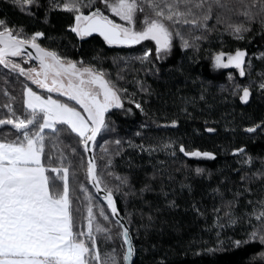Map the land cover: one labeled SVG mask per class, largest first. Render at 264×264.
<instances>
[{
  "label": "snow or ice",
  "instance_id": "1",
  "mask_svg": "<svg viewBox=\"0 0 264 264\" xmlns=\"http://www.w3.org/2000/svg\"><path fill=\"white\" fill-rule=\"evenodd\" d=\"M10 3L22 14L44 23L50 21L53 11H65L69 19L67 31L74 34L77 44L93 34H98L109 46L147 42L152 46L132 59L142 65L150 64L157 74L160 72L158 62L173 54L177 40L181 50H192L193 55L188 60L198 61L201 42H211L209 34L216 31L217 24H224L221 36L228 33L235 39L251 41L253 37L247 34L260 17L259 35L264 36V0H252L243 5L239 13L244 19L235 22L229 19L226 23L221 17L233 10L234 0H10ZM213 17L216 24H211ZM44 39L48 44L43 43ZM56 39L43 29L30 30L24 23L13 24L7 17L0 18V79L5 84L18 82L22 101L19 108L14 107L16 97L7 88L3 89L7 102L0 104V109H6L0 115V264H120L114 248L102 254L99 247L101 240L107 247V242L114 241L115 237L122 238L121 247L126 246L123 262L128 264L136 248L130 234L132 229L124 223V217L137 224L136 237L147 245L157 230V222L161 230L163 228V209L179 208L176 199L169 196L174 194L171 186L176 179L174 173L183 169L167 167V159H156L154 154L163 151L175 162L178 154L214 160L217 153L189 147L182 136L161 137L159 142L141 139L139 144L129 137L127 146L138 148L141 154L147 153L152 171L144 172L139 188L133 183L134 172L120 175L107 171L113 161L104 145L100 147L105 156L94 154L97 137L115 131L119 123L115 111L124 116L134 114L133 107H126V100L147 114L144 101L136 99L135 93L129 94L110 78V73L97 60L99 53L87 61L83 56L73 58L66 48L61 51L51 46ZM204 51L209 52L213 69L234 66L240 77L250 75L253 64L246 59V49L238 47L227 53ZM253 55L264 60V52ZM119 59H114L113 63ZM169 69L194 82L200 80L198 99L205 100L208 87L202 78L193 76L190 64L186 67L181 61L170 65ZM227 75L232 94H239L240 101L248 102L249 85L237 83L231 71ZM261 76L264 77V72ZM139 87L141 92L150 94V88L144 83ZM259 89L264 92V79ZM182 100L185 105L197 102L196 97L184 96ZM180 112L191 116L186 107ZM179 123V117L173 116L164 125L175 129ZM145 127L143 123L140 125L141 129ZM246 131H264V120L247 126ZM142 135L140 131L134 133L135 137ZM61 136L77 141L78 147H73L72 153L87 157L86 169L81 159L79 170L86 171L87 181L102 196L106 207L93 203L96 197L85 188L79 170L71 167L73 161L64 152L57 155L48 150L49 141L58 143ZM113 143L121 149L125 141L118 138ZM78 148H82V154ZM230 151L238 154L240 167L231 168L230 174L221 173L217 185L208 189L214 197L213 225L219 229L240 226V238L229 237L227 243L237 249L258 243L262 249L259 255L264 257V196L256 198V189L252 187L260 182L258 188L264 192V156H254L247 145L232 146ZM114 154L119 155L120 151ZM105 158L107 163L101 169L98 160ZM153 159L156 163H152ZM257 160L259 166H255ZM129 164L132 168L131 157ZM206 171L210 176V170L197 166L194 175L203 177ZM105 173L108 177L115 176L117 182L105 179ZM70 180L79 185V191L71 186ZM180 188H187L191 193L193 185L180 180ZM80 192L84 193L83 198ZM116 192L142 201L139 221L133 219L127 207H119ZM149 192L161 197L163 205L157 203L154 207L153 201L145 198ZM217 197L218 203L215 202ZM191 208L197 216H206L196 201ZM94 209H98V216L107 224L98 219ZM113 222L119 229L115 234ZM220 236L221 233H217L216 247L208 248L207 252L215 253L223 248L225 240ZM204 251L201 248L195 254Z\"/></svg>",
  "mask_w": 264,
  "mask_h": 264
},
{
  "label": "trees",
  "instance_id": "2",
  "mask_svg": "<svg viewBox=\"0 0 264 264\" xmlns=\"http://www.w3.org/2000/svg\"><path fill=\"white\" fill-rule=\"evenodd\" d=\"M251 2L252 0H234L233 10L224 13L221 18L225 23L229 19L233 22L244 19L239 13V9ZM4 17H7L13 24L24 23L30 30L40 28L49 35L57 37L51 46L59 47L61 51L66 48L68 54L73 58L83 56L87 61L99 53L97 60L110 73V78L119 87L127 89L129 94L135 93L136 99L144 101L147 114L141 113L140 110L135 109L134 105L129 104L126 100V107H133L134 114L124 116L118 110L115 111L114 116L119 122L115 131L97 137L98 142L93 150L94 154L98 157L105 156L106 154L100 147V145H104L108 149L107 155H111L113 161L107 171L120 175L130 171L134 172L133 183L137 188L140 187V180L144 176V172L152 171V165L148 163V154H141L138 148L133 149L127 146L129 137H133L136 143L139 144L141 139L159 142L161 137L182 136L189 147L217 153L214 160L209 158L198 159L178 154L175 162L168 158L163 151L154 154L156 159H167V167L183 169L179 173H174L176 179L171 185L174 194L169 196L170 199H176L179 208L175 210L163 209L161 217L165 221L163 228L161 230L160 224L157 222V230L152 233L151 242L147 245L143 240L136 237L137 224L129 221L127 216L124 217L125 222L132 229L130 234L136 248L133 264H264V257L259 255L262 249L258 243L241 246L238 249L227 243L229 237L240 238V226L224 229L214 227V215L211 210L214 197L208 191L209 188L217 185L221 173L230 174L231 168L240 167L237 163L238 154L234 155L230 151L232 146L247 145L248 151L254 156H264V131L255 133L246 131L247 126L264 120V92L259 89V83L264 79L261 76V73L264 72V60L260 59L258 55H253L254 53L264 52V36L259 35L260 17L252 24V31L247 34L253 37L251 41L248 39H235L228 33H223L221 36L220 29L224 27V24H217L216 31L209 34L211 42H201L202 51L200 59L196 62L188 60V57L193 55L192 50H181L179 40H177L173 54L167 60L158 62L160 68L158 74L155 73V69L150 64L145 63L142 65L140 61L132 59L139 56L144 48L151 47V44L141 42V44L131 46H109L99 36L86 38L82 43L77 44L74 34L67 31L66 25L69 19L65 11H53L50 21L44 23L43 20L31 19L14 9L10 0H0V18ZM211 24H216L215 17L211 20ZM185 33L188 34L187 29H185ZM43 43L48 44V41L44 39ZM238 47L246 49V59L252 61L253 67L250 69V75L240 77L234 69L213 72L211 60L208 58L209 52L204 50L208 49L213 52L222 50L227 53ZM118 57L121 59L113 63V60ZM181 61L184 62L186 67L190 64L193 76L202 78L206 83L208 91L205 94V100L198 99L201 95L200 80L194 82L190 78L186 79L184 74L169 69L170 65H177ZM92 62L96 63L97 61ZM229 71L233 73L237 83L249 85L251 94L248 102L240 101L239 94H232L230 90L231 81L228 80L227 75ZM140 83H144L146 87L150 88V94L140 91ZM4 88H7L16 97L14 107L19 108L22 103L21 85L18 82L5 84L3 79H0V104L7 102V97L3 94ZM184 96L196 97V104L185 105L182 100ZM185 107L191 116H186L180 112V109ZM4 112H6V109H0V115ZM173 116L179 117L178 127L175 129L165 127L164 122L170 120ZM142 123L146 125L144 129L140 128ZM209 129L214 131H208ZM137 131L142 132L143 135L135 137L134 133ZM118 138L125 141L121 149H117L113 143ZM106 141L107 144H105ZM73 147H78L75 139L61 136L58 143H54L52 140L49 141L48 150L57 155L61 151L64 152L73 161L71 167L78 170L81 159H83L86 169L87 157L72 153ZM224 149L228 150L225 151ZM78 151L82 154V148H78ZM117 151H120L119 155L114 154ZM129 157L132 158V168H130ZM156 159H153L152 163H156ZM106 163V158L98 160L101 169ZM197 166L210 170L211 175L209 176L206 171L203 177L195 176L194 169ZM255 166H259V160L255 162ZM187 173H192V175L186 176ZM78 175L85 184V188L96 197L93 203L104 204L87 181L86 171L79 170ZM105 179L113 183L117 182L115 176L108 177L106 173ZM233 179H237V177L233 176ZM180 180L193 185L191 193L188 192L187 188L181 190ZM158 183L159 181H157V185ZM259 183L252 185L256 189V198L264 196V192H261L258 188ZM70 184L79 191L78 184L71 182V180ZM80 195L83 198L84 193L80 192ZM115 196L118 199L119 207L122 209L127 207V211L132 213L133 219L139 221L138 210L143 207L142 201L134 196L125 198L122 192H116ZM145 198L152 200L154 207L157 203L163 205V199L152 192L146 193ZM193 201L200 205L201 210L206 212V216L195 214L191 208ZM215 202H219L218 197ZM241 203L243 204V201ZM104 206L106 207V204ZM144 210L147 211V208L145 207ZM94 211L97 212L98 216V209H94ZM84 215H86V211ZM98 219L107 224L99 216ZM118 230V226L113 222V234ZM217 233H221L220 238L225 240V244L223 248L215 253H209L206 251L208 248L216 247ZM121 244L122 238L115 237L114 241L107 242V247L105 242L101 240L99 247L102 254L107 249L114 248L118 254L120 264H124L123 252L125 247H121ZM152 244H155L156 247L152 248ZM146 247L148 251H145ZM201 248L205 251L202 254H195Z\"/></svg>",
  "mask_w": 264,
  "mask_h": 264
},
{
  "label": "water",
  "instance_id": "3",
  "mask_svg": "<svg viewBox=\"0 0 264 264\" xmlns=\"http://www.w3.org/2000/svg\"><path fill=\"white\" fill-rule=\"evenodd\" d=\"M92 36H99L98 34H93ZM102 40H103V38L102 37H100ZM86 39V38H85ZM112 46H125V45H112ZM90 184V183H89ZM90 186H91V184H90ZM91 188L94 190V192H95V194L97 195V197L102 201V196H100V195H98L97 193H96V191H95V189L91 186ZM103 202V201H102ZM104 204H106V202H103ZM124 223L127 225V223L125 222V220H124ZM125 250H126V246H125ZM134 256H135V251H134V253H133V256H132V258H131V260L128 262V264H133V261H134Z\"/></svg>",
  "mask_w": 264,
  "mask_h": 264
},
{
  "label": "rangeland",
  "instance_id": "4",
  "mask_svg": "<svg viewBox=\"0 0 264 264\" xmlns=\"http://www.w3.org/2000/svg\"><path fill=\"white\" fill-rule=\"evenodd\" d=\"M224 69H234L237 73H239V70L235 69L234 66H229L228 68H223V69H218V70L212 68L213 72H215V73L222 71ZM192 158H198V157H192ZM198 159H208V158H198Z\"/></svg>",
  "mask_w": 264,
  "mask_h": 264
}]
</instances>
